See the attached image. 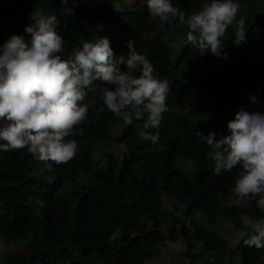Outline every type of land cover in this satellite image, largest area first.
<instances>
[{
	"label": "trees",
	"instance_id": "16d2710c",
	"mask_svg": "<svg viewBox=\"0 0 264 264\" xmlns=\"http://www.w3.org/2000/svg\"><path fill=\"white\" fill-rule=\"evenodd\" d=\"M173 3L187 15L202 0ZM240 5L246 40L233 43L230 27L225 59L201 56L189 46L173 55L170 37L187 33L186 25L161 24L145 0H0V44L12 34L28 40L24 27L30 14L43 8L60 21L65 55L81 38L107 37L115 56H127L131 39L171 89L155 145L141 139L142 121L125 126L103 105L101 90L110 86L98 80L83 101L88 105V119L79 126L83 134L74 129L66 138L78 144L67 163L48 160L50 168H34L37 160L26 149L0 151V239L11 246L0 254V264H147L165 246L164 213L179 224L185 241L175 264L182 259L183 264H264V248L243 244L251 235L249 225L264 212L254 201L234 196L239 168L215 175L205 158L208 146L194 135L196 129L207 134L214 128L203 120L226 124L241 107L264 112V103L249 99L251 93L264 101V0ZM100 139L120 140L126 151L118 157L101 149L105 160L94 159L91 143ZM167 205L180 213L173 216Z\"/></svg>",
	"mask_w": 264,
	"mask_h": 264
},
{
	"label": "clouds",
	"instance_id": "9594fccd",
	"mask_svg": "<svg viewBox=\"0 0 264 264\" xmlns=\"http://www.w3.org/2000/svg\"><path fill=\"white\" fill-rule=\"evenodd\" d=\"M61 2L66 4L67 0ZM145 3L161 24L178 20L186 25L182 46L201 56L210 53L226 59L223 48L230 27L233 43L239 45L246 40V19L238 18L240 0H202L201 6L187 15L173 0ZM59 24L56 14L35 8L24 27L29 39L12 34L0 44V151L26 149L37 160L35 168H50L48 160L67 163L77 154L78 144L66 138L87 121L88 105L83 101L95 91L94 82L98 80L110 86L101 90L103 105L125 126L134 119L142 121L140 126L145 131L141 139L155 145L168 111V79L156 74L153 63L136 51L131 39L126 42L127 56H115L107 37L94 42L81 38L80 45L65 55ZM249 99L264 103L251 93ZM226 127L227 134H204L196 129L194 135L198 143L208 146L205 158L213 162L215 175L239 168L231 185L234 196L240 202L254 201L264 212V112L241 107ZM78 134L82 135L83 129ZM116 141L126 151L125 144ZM249 227L251 235L243 239V244L264 248V218Z\"/></svg>",
	"mask_w": 264,
	"mask_h": 264
},
{
	"label": "rangeland",
	"instance_id": "374dc122",
	"mask_svg": "<svg viewBox=\"0 0 264 264\" xmlns=\"http://www.w3.org/2000/svg\"><path fill=\"white\" fill-rule=\"evenodd\" d=\"M115 2V1H114ZM126 3V0H125ZM119 7V6H118ZM65 23H63L64 25ZM68 25V24H67ZM170 39L174 43V49H173V55H179V52L184 50L187 45L182 46L181 41L185 38V33H180V35H175L174 33L171 35ZM177 61V60H176ZM183 106V111L185 110V104ZM188 107V105H186ZM189 108V107H188ZM204 117H201L203 119ZM205 124L214 128H208L209 131H215L218 135L220 134H227V127L225 123H217V126L212 125L210 121H207L206 119ZM227 122V119L225 120ZM119 127L114 128V134H117L119 131ZM101 149H106L111 152H114L116 156H120L121 152L124 150V145L122 143H118V141L114 142L113 140H96L93 143H91V153L92 158L97 159L102 157V161L104 159V154L101 153ZM36 165H34V168ZM228 177H232V174L228 175ZM227 200L231 201V194L229 191L226 192ZM166 202V200H165ZM243 203V202H242ZM169 211L173 216L178 215L180 213V210H174L170 205H167L165 208ZM162 216V215H161ZM225 221H221L220 223L224 226L226 224ZM160 228L161 231L166 236L165 246L163 249H160L158 251V254L155 255L154 258L151 259L150 263L147 264H175L176 260L179 258V252L184 249L185 241L183 240V235L179 230V224H177L173 219L171 215H167L166 213L163 214L162 220L160 222ZM11 248V246H7L4 244V242L0 239V254L7 249ZM15 248V246H13ZM19 248V246L16 247V249ZM175 260V261H174ZM180 263H186L185 259H182ZM204 263V260L202 262Z\"/></svg>",
	"mask_w": 264,
	"mask_h": 264
}]
</instances>
